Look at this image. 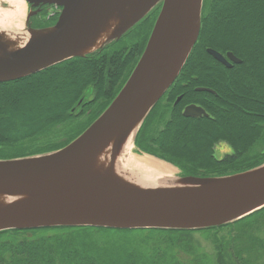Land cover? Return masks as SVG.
<instances>
[{
    "label": "trees",
    "instance_id": "trees-1",
    "mask_svg": "<svg viewBox=\"0 0 264 264\" xmlns=\"http://www.w3.org/2000/svg\"><path fill=\"white\" fill-rule=\"evenodd\" d=\"M160 6L91 54L0 84V160L52 153L82 134L126 83ZM40 23L32 28H44ZM123 37L124 45L115 49ZM207 49L229 52L241 63L225 68ZM189 105L202 108L207 117H183ZM220 143L230 153L217 158ZM133 146L136 153L174 167L180 178H222L264 164V0L202 1L197 41L142 121ZM0 264H264V208L200 230L2 231Z\"/></svg>",
    "mask_w": 264,
    "mask_h": 264
},
{
    "label": "water",
    "instance_id": "water-1",
    "mask_svg": "<svg viewBox=\"0 0 264 264\" xmlns=\"http://www.w3.org/2000/svg\"><path fill=\"white\" fill-rule=\"evenodd\" d=\"M202 1L24 0L36 9L27 15L23 31L28 39L13 49L0 35V84L91 54L119 40L155 6H161L126 83L82 134L52 153L0 160V196L13 199L0 205V232L55 227L200 230L233 223L264 208V164L222 178L177 177L182 186L174 188L126 187L90 171L108 145L113 161L124 140L134 129L135 135L177 78L198 38ZM43 6L59 9L56 22L49 28L33 29L29 20ZM112 18L117 26L111 36L87 52ZM206 51L225 68L241 63L229 52ZM182 116L207 114L189 105Z\"/></svg>",
    "mask_w": 264,
    "mask_h": 264
},
{
    "label": "bare ground",
    "instance_id": "bare-ground-1",
    "mask_svg": "<svg viewBox=\"0 0 264 264\" xmlns=\"http://www.w3.org/2000/svg\"><path fill=\"white\" fill-rule=\"evenodd\" d=\"M12 5L10 12H0V35L9 43L11 48L21 47L28 39V34L22 30L20 23L23 17L22 0H5ZM117 26V20L110 19L87 52L99 47L110 36ZM30 36V35H29ZM135 129L121 144L113 161L110 160V147H105L95 158L90 166L93 173L109 176L114 182L129 187L140 188H174L180 187L181 182L177 177H172L175 169L163 162L139 159L132 160L126 157V153L132 146ZM111 176H110V175ZM11 198L0 196V205L9 203Z\"/></svg>",
    "mask_w": 264,
    "mask_h": 264
},
{
    "label": "rangeland",
    "instance_id": "rangeland-1",
    "mask_svg": "<svg viewBox=\"0 0 264 264\" xmlns=\"http://www.w3.org/2000/svg\"><path fill=\"white\" fill-rule=\"evenodd\" d=\"M22 1H23V12L24 13H23V17L20 20V23L22 24V30H26V26H27L26 25V19H27V15L30 12V10H29V6L24 2V0H22ZM12 10H13L12 5H10L5 0H0V12H10ZM53 10H55V8L47 6L45 9H43V11H41L36 16L37 18L36 17H33L34 20H33V23L31 25L34 26V25H36L35 24L36 22H40L41 21V23L39 25L40 26H44V28H46V27L49 28V27L53 26V23H46L47 22L46 19H48V18L51 17ZM44 23H46V24H44ZM41 29H43V28H41ZM125 39L126 38L123 37L119 41V43L114 44L113 45L114 48L115 49H118V48L122 47L124 45V43H125ZM90 92L91 91L89 90L88 93H90ZM228 153H230V149H229V147L227 145H225L224 143H220V144L217 145L216 152H215V156L217 158H222L225 154H228ZM126 157L128 159H132V160L150 159V160L157 161L156 159H154L152 157H149L147 155L140 154V153H136L135 148L133 146V143H132V146L127 151ZM177 176H178V171L175 169V171L173 172V176L172 177H177Z\"/></svg>",
    "mask_w": 264,
    "mask_h": 264
},
{
    "label": "flooded vegetation",
    "instance_id": "flooded-vegetation-1",
    "mask_svg": "<svg viewBox=\"0 0 264 264\" xmlns=\"http://www.w3.org/2000/svg\"><path fill=\"white\" fill-rule=\"evenodd\" d=\"M28 6H29V5H28ZM44 8H45L44 6H43V7H40V12H41ZM29 10L33 12V11L36 10V9H31L30 6H29ZM40 12H39V13H40ZM34 17H35V16H34ZM32 18H33V17H31L30 21L32 20ZM31 24H32V23H31Z\"/></svg>",
    "mask_w": 264,
    "mask_h": 264
}]
</instances>
